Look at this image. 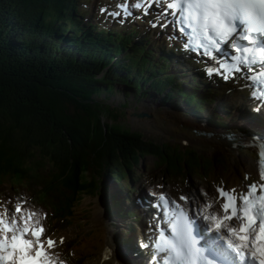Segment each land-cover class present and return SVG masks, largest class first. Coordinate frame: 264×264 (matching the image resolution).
Segmentation results:
<instances>
[{
    "label": "trees",
    "instance_id": "obj_1",
    "mask_svg": "<svg viewBox=\"0 0 264 264\" xmlns=\"http://www.w3.org/2000/svg\"><path fill=\"white\" fill-rule=\"evenodd\" d=\"M13 3L26 17H31L36 30H43L33 14L35 9L39 12L36 2L0 0V142L20 157L28 151L25 147L29 148L34 157L30 161L33 168L42 166L48 159L50 169L47 168L55 174L66 195L74 200L86 188L91 192L96 190L95 182L85 181V165L92 163L100 171L107 163L115 173L128 172L132 150L143 149L137 144L140 135L111 126L109 120L104 122L102 118L106 114L102 113L109 109L101 107L102 100L94 99V96L100 98L105 86H109L108 96L114 94L115 82L132 89V78L125 73L117 75L113 69L105 81L98 80L94 71L100 67L98 58L82 46L72 50L59 43L58 47L55 39L48 37L45 47H40L42 44L35 41L37 36H31L35 31L32 27L25 31L19 29L22 26L18 25L15 14L10 13L14 10ZM23 35L25 38L16 37ZM45 105L54 112L52 115L42 112ZM69 105L74 106L72 115L66 112ZM75 107L76 111L84 112L76 115ZM67 172L78 179H67Z\"/></svg>",
    "mask_w": 264,
    "mask_h": 264
},
{
    "label": "snow or ice",
    "instance_id": "obj_2",
    "mask_svg": "<svg viewBox=\"0 0 264 264\" xmlns=\"http://www.w3.org/2000/svg\"><path fill=\"white\" fill-rule=\"evenodd\" d=\"M202 2L203 0H167V9L177 11H162L160 18L168 15L179 16L180 30L185 34L182 37L185 44L190 49L200 51L202 57H212L215 68H221V71L216 73L215 68L209 66L207 74L220 75L225 80L233 76L236 79L248 80L250 76L242 77L236 74L244 71L259 72L264 69V63L260 68H256L249 55L250 52L258 51L264 58V0H214L213 7L216 10L206 13L201 12ZM232 2L243 8L258 11L259 27H249L243 22L241 24L245 26H238L234 13L230 16L227 11H221L222 7ZM157 3L163 6L165 0H157ZM160 27L163 29L167 24H161ZM226 38L249 42L248 45L234 43L229 46L235 47L236 52L240 54L235 67L230 69L232 76L223 70L225 62L229 65L232 63L231 55H236V52L225 55L224 44L228 43ZM257 163L259 166V160ZM249 178L245 176L246 180ZM182 199L188 202L187 212L179 204L174 207L173 202L165 195L159 196L161 203L153 204L156 210L153 214L155 222L150 227L155 231L158 224L159 234L154 250L153 246L146 245L149 247L151 264H201V261L203 264H214L205 255L194 235L193 217L197 219L200 207L194 206L188 197ZM219 199L222 201L220 207L223 209V220L232 221L227 225L228 233L235 235L239 242H228V248L238 258V264H264V184L253 180L243 189L221 187ZM176 208H180V211L176 212ZM15 211L18 215H10V209L7 210L9 215H0V264H51L44 245L46 243L51 249L54 241L43 238L44 229L39 227L40 221L36 214L29 212L27 216L19 215L22 211L20 206H17ZM212 211L218 209L213 208ZM203 219L208 220L209 216L205 215ZM211 219L218 221L219 218L213 215ZM220 228L221 223L217 222L216 229ZM249 255L251 260L247 258Z\"/></svg>",
    "mask_w": 264,
    "mask_h": 264
},
{
    "label": "rangeland",
    "instance_id": "obj_3",
    "mask_svg": "<svg viewBox=\"0 0 264 264\" xmlns=\"http://www.w3.org/2000/svg\"><path fill=\"white\" fill-rule=\"evenodd\" d=\"M32 1L35 2V0H32ZM16 5L13 3L14 10H10V13L11 14H15V19H16L17 22H19L18 25L20 24V26H22L21 28H19L20 30H24L25 31L26 29H29L30 27H32L35 31H34V33L31 36L33 38H35V35L37 36L35 38L36 39L35 41H38V43L40 42L42 44V46H40V45L39 46L42 47V48L45 47V45H46L44 42L47 39L51 38V37H53V39H55L54 44L59 47L60 41L55 36H53L54 35L53 32L51 33L52 34L51 35L44 27L41 26V23H40V26H41L40 28L43 29V30H36L35 27H34L35 23L31 20V17L30 18L29 17H26L24 15V13L22 12V9L19 8ZM33 14H34L35 19H37L38 17H37L36 9L34 10ZM41 33H43V35H41ZM16 37H18V38H25L24 35L22 37H19V36H16ZM75 48H81V46L78 45ZM130 61H132V59ZM115 83H118V82H115ZM121 84L122 83H120V85ZM108 87L109 86H105V88L104 89H101V91L103 92L104 90H106V94H107ZM123 90L129 92V94L131 93L129 95V97H128V100H129V98L132 99V89H130L128 91V90H126L125 87H123V86H117V85H116V90H115L116 94L114 95V97H110V95L108 96V94H107V98H108V100H107L108 102L107 103H105L103 101V98H96L94 96V99L95 100H98V101H101L102 100L103 101L102 102L103 104H100L101 107H104L105 109H109L108 111L102 113V115L106 114L102 118L104 120V122H106L107 120H109L108 121V124H111V126L112 125H117V126L121 127L122 129H124L126 131H129L131 133H132V128H133V130H136V131L137 130H141L144 133L146 132L147 134L148 133H153V135H154V133L155 134L158 133L160 135L166 136L164 133L161 132V130H157V129L153 128V125L152 124L148 127L147 125H143V124H141V123L138 122V121L141 120V118H144L145 117V115L142 114V113H145V112H143V110L140 108L141 106L140 107L139 106L137 107L133 103L134 102L133 99H132V103L129 100V102H130L129 107L130 108L127 107L126 106L127 103L124 102V98H123L124 97ZM135 95L138 96L137 93H135ZM102 97H104V95H102ZM77 101L80 102L78 99H77ZM132 104H133V106H132ZM45 106H46L44 108L45 110H43L42 112L44 114H47V115H52V113H54V112L50 110V108L48 107V105H45ZM106 106H108V108H106ZM73 107H72V105H69L67 107V111L66 112L71 113V115H72L73 114V111H72L73 110ZM76 109L77 108L75 107V110L74 111H76ZM117 110H120V112H118ZM79 112H84V110L83 111H81V110L78 111L77 110L76 111V115H78ZM146 114H148V113H146ZM80 115H81V113H80ZM141 115H143L144 117H142ZM106 116H107V118H106ZM113 116H117V117H119V119H114ZM110 117H113V118H110ZM153 117H154V115H153ZM110 120H112L113 123ZM114 121L116 123H114ZM161 123L162 122H155V125H161ZM167 130H169V129H167ZM167 137L170 138L169 136H167ZM53 138L55 139L54 136H53ZM171 139H176V138H171ZM55 141L59 142L58 139H56ZM94 144H95V142H93L92 146L95 147ZM7 146H3L0 149H3V151H6V150H8L7 148L9 147V146L8 147ZM25 148L28 151L27 152L25 151L24 153H22L21 157H20L19 154H16V155L12 154V161H17L20 166H22L24 168H28V166H31L30 165L31 164L30 161L34 160V157H31V154L29 152L30 151L29 148H27V147H25ZM12 150L14 151V149H12ZM10 152H11V150H10V147H9V151L8 152H5L4 153V156L6 158H8L6 155H10L9 154ZM132 155H134L135 157H138V156L141 157V153L136 152L134 150H132ZM0 158H1V162H4L3 158L2 157H0ZM41 158L44 159V156H41ZM132 162L133 163H131V165H130L131 171H134V170L141 171L142 170V166L145 167V166L151 165L153 167L152 164L155 162V160L152 159L151 157H147V158L143 159L142 161H138L137 162L136 160L135 161L132 160ZM86 164H89V163H86ZM158 164L159 163L156 164L157 165V167H155L156 170L158 168V171H161L163 173V170L164 169L161 168V167L159 168V165ZM107 165L108 164L106 163L104 165V167L102 168V170H100L99 172L107 171L108 170ZM154 166H155V164H154ZM39 167L42 168L43 170H45L44 168H47V167L50 168V165L48 163V159H45V163L42 164V166L41 165H37L34 169L39 168ZM48 168H47V170H48ZM83 170H84L85 179H86V183H87L88 181L91 180L90 176H91V174L93 172V170H92V163L90 165H85ZM137 171H134V173H132L131 175L132 176H135V174L138 173ZM51 175L54 177V183H55L56 180H57V178H56V176H55V174L53 172L51 173ZM66 175L68 176L67 179H69V180H71L70 177L72 178V181L73 180L75 181V180L78 179V176H77V179H74L75 178L74 177L75 174L72 175L70 172H67ZM132 176H130L131 179H132ZM98 181L101 183V180H98ZM56 184L58 185L57 182H56ZM171 185H173V184L171 183ZM110 187H111V191H114V189H116V186L115 185H112ZM0 190H1V188H0ZM191 193L194 194L195 193V190H193V192H191ZM81 194L83 196L80 197L81 200H80L78 206H76L77 208L74 210L73 217L68 222V225H69V227H71L72 229H74L75 232H77V235H78V237L80 239V243L79 244L82 245L83 250L85 251L84 246L88 250V253L90 255V258H88V259H90V260L87 261V264H95V262L98 261V256H100V253H99V250H98V242H99V240H98L99 238L98 237H99V235L97 234V243H96V240L94 239L95 236H93L94 238L92 237V235H94L95 232L94 231H91L90 228H91V223H92V211L94 209L95 202H97V206H102V203L96 199L95 194H93V193L92 194H89L88 188L84 189L81 192ZM99 196H100V194H99ZM115 231H119V229L118 230L115 229ZM99 232H100V230H99ZM91 247H92V249H91Z\"/></svg>",
    "mask_w": 264,
    "mask_h": 264
},
{
    "label": "water",
    "instance_id": "obj_4",
    "mask_svg": "<svg viewBox=\"0 0 264 264\" xmlns=\"http://www.w3.org/2000/svg\"><path fill=\"white\" fill-rule=\"evenodd\" d=\"M144 117L143 115H141ZM162 133L167 135V132L161 130ZM132 133L140 135V141L137 142L143 149H133L139 151L141 157H135L132 155V160L139 158L143 160L147 157H151L162 168L175 169L180 173L188 174L194 170H198V161L202 158L213 159V155L206 153L205 151L197 152L192 145L184 146L176 139L168 138L167 136L160 135L158 133H144L141 130H133ZM180 138V135L173 133ZM136 151V152H137ZM151 155V156H150ZM214 169L218 171V167L214 166Z\"/></svg>",
    "mask_w": 264,
    "mask_h": 264
},
{
    "label": "bare ground",
    "instance_id": "obj_5",
    "mask_svg": "<svg viewBox=\"0 0 264 264\" xmlns=\"http://www.w3.org/2000/svg\"><path fill=\"white\" fill-rule=\"evenodd\" d=\"M58 5H61L62 7H64L63 4H57V7H60ZM52 15H54L59 20L61 19L60 16H57L58 14L56 12H54V11L52 12ZM83 39H86V38L83 36ZM201 81H204V80H201ZM133 95H135V92H133ZM130 102L132 103V99H130ZM207 115L209 117H211V118L213 117V113L210 110L207 111ZM138 122L141 123V124H143V125H147L148 127L152 124L153 125V128H155L157 130L167 129V126L162 127L161 125H155V120L151 119L150 117L141 118V120L138 121ZM0 164H2L1 163V158H0ZM239 164H241L240 167L243 166V162L241 160H240ZM163 169H164L163 170V173H164L167 168H163ZM157 170H158V168H157ZM153 173H155V172H150V175H152ZM159 173L163 174L161 171H159ZM171 174H172V177L175 180H178L183 175L182 173L178 172L175 169H171ZM128 191L130 193H132V187L129 188ZM105 200H106L105 201V203H106L107 202V199L105 198ZM110 210H113L114 211V205H113V203H110L106 207V213H107V217H108L107 218V221H104V219H103L104 216H103L102 212H100V211H96L95 216H94V219H93V222L98 225V228L103 229V235H104V237H102V233H101V237H102L103 241H101V242L98 243V250H99L100 256H98V261L96 262V264H111L112 259H109L110 256H108L109 255V252L107 251V248L108 249H113V248L111 246V239L109 238V236L112 238V236L113 235H116L117 233L120 235V245H121L122 249L125 252H127V253H129V252L132 253V251H131L132 250V240L130 239V235L127 232V231H130L132 228H129L128 225H125L123 223V221H119V220H116L117 223L115 225L114 224V220L115 219H112L110 217V216L114 217L115 216V213H113V212L111 213ZM102 222H103L102 225L99 224V223H102ZM105 224H106V226H105ZM115 229H117V230L119 229V231H115ZM90 230L91 231H94L91 228H90ZM106 231H108L109 236H108V234H107ZM112 240H113V238H112ZM128 262H130V260H128Z\"/></svg>",
    "mask_w": 264,
    "mask_h": 264
},
{
    "label": "clouds",
    "instance_id": "obj_6",
    "mask_svg": "<svg viewBox=\"0 0 264 264\" xmlns=\"http://www.w3.org/2000/svg\"><path fill=\"white\" fill-rule=\"evenodd\" d=\"M213 3H214V0H203V2L201 4V12L202 13H206V12H210V11L214 12L216 9L213 7ZM221 11H227L230 16L234 13L236 21L243 22L244 24L248 25L249 27H259L260 21H259V12L258 11L243 8L242 6H240L239 4H236L234 2L230 3L227 6L222 7ZM166 136H169L170 138L171 137H174V138L177 137L173 133H169V132H167ZM135 160L137 162L142 161L139 158H137ZM155 163H157V162L155 161ZM142 168H144V166H142ZM135 171H137V170H135ZM168 172L169 173L171 172V168L166 169V173H168Z\"/></svg>",
    "mask_w": 264,
    "mask_h": 264
}]
</instances>
